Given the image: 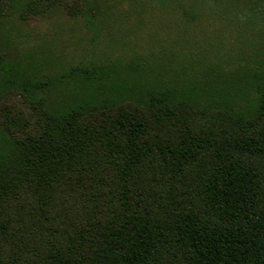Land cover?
Masks as SVG:
<instances>
[{
	"label": "trees",
	"instance_id": "1",
	"mask_svg": "<svg viewBox=\"0 0 264 264\" xmlns=\"http://www.w3.org/2000/svg\"><path fill=\"white\" fill-rule=\"evenodd\" d=\"M78 1L0 0V15ZM259 57L164 80L0 53V264H264Z\"/></svg>",
	"mask_w": 264,
	"mask_h": 264
},
{
	"label": "rangeland",
	"instance_id": "2",
	"mask_svg": "<svg viewBox=\"0 0 264 264\" xmlns=\"http://www.w3.org/2000/svg\"><path fill=\"white\" fill-rule=\"evenodd\" d=\"M242 1L80 0L74 13L56 3L26 17L10 10L0 15V53L32 59L44 72L121 63L164 80L255 68L264 16Z\"/></svg>",
	"mask_w": 264,
	"mask_h": 264
}]
</instances>
